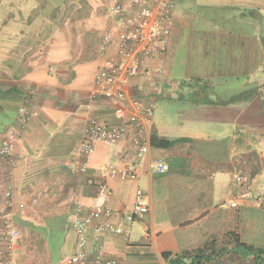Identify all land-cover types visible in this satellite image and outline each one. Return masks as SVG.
Returning <instances> with one entry per match:
<instances>
[{
	"label": "crops",
	"instance_id": "obj_1",
	"mask_svg": "<svg viewBox=\"0 0 264 264\" xmlns=\"http://www.w3.org/2000/svg\"><path fill=\"white\" fill-rule=\"evenodd\" d=\"M177 4L170 48L154 64L162 71L126 80L156 112L138 178L122 181L108 165L134 162L126 145L97 143L86 172L79 147L89 123L124 122L118 105L90 93L96 73L118 60L116 41L101 54L102 37L126 28V15L113 14L109 0H0V149L14 137L12 160L0 156V231L9 220L22 233L15 264H61L84 250L71 199L95 207L101 184L112 192L103 221L127 228L139 189L149 211L130 225L129 240L91 227L88 252L169 264L165 253L230 237L264 249V0ZM159 163L169 170L158 172ZM237 172L256 181L234 208Z\"/></svg>",
	"mask_w": 264,
	"mask_h": 264
},
{
	"label": "built area",
	"instance_id": "obj_2",
	"mask_svg": "<svg viewBox=\"0 0 264 264\" xmlns=\"http://www.w3.org/2000/svg\"><path fill=\"white\" fill-rule=\"evenodd\" d=\"M124 0H109L110 11L125 17ZM132 6L126 15V28L117 32L108 30L102 37L101 54L114 42L118 45V60L109 62L99 70L95 76V88L90 93L92 100L109 99L122 110L124 122L118 126H107L96 122L87 125L79 147V155L83 160L82 171L88 169V159L95 152L96 144L107 146L126 145L131 152L134 162L126 167H119L117 162L108 165V175L111 179L122 181L138 178L141 161L147 154L148 139L146 126L153 122L156 107L145 105L138 98L132 97L126 89L127 78L153 77L162 68H154L168 52L173 34L174 22L177 14V0H127ZM23 112V110H22ZM35 115V113H33ZM31 115H25L23 121H28ZM13 134L2 143L0 156L4 160L13 158ZM169 165L159 163L157 170L167 172ZM256 180L245 173L237 172L232 176V182L238 188L235 199L230 205L237 208L239 202L250 200L252 187ZM112 192L107 184H101L98 201L95 207L87 208L76 197H72L79 218L74 229L79 237V243L84 250L78 254L66 256L61 264H122L115 259L104 257L102 247L95 252H88L87 232L91 227L97 236L122 235L130 239V225L142 222L148 214L149 208L145 201L143 190L137 191V198L132 211L126 216L128 227L116 226L110 221H103L112 216L106 207V202ZM22 242V233L11 221H6L0 231V264H15L17 252ZM5 247V248H4Z\"/></svg>",
	"mask_w": 264,
	"mask_h": 264
},
{
	"label": "trees",
	"instance_id": "obj_3",
	"mask_svg": "<svg viewBox=\"0 0 264 264\" xmlns=\"http://www.w3.org/2000/svg\"><path fill=\"white\" fill-rule=\"evenodd\" d=\"M226 256L250 260L252 264H264V249H256L239 242L235 237L226 241H213L196 252L180 254L165 253L164 260L169 264H221Z\"/></svg>",
	"mask_w": 264,
	"mask_h": 264
},
{
	"label": "rangeland",
	"instance_id": "obj_4",
	"mask_svg": "<svg viewBox=\"0 0 264 264\" xmlns=\"http://www.w3.org/2000/svg\"><path fill=\"white\" fill-rule=\"evenodd\" d=\"M221 264H252L251 259L250 260H244L239 257L234 256H226L221 261Z\"/></svg>",
	"mask_w": 264,
	"mask_h": 264
}]
</instances>
